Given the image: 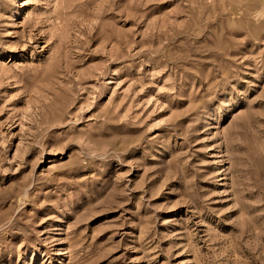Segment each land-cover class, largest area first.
<instances>
[{
    "label": "rangeland",
    "instance_id": "1",
    "mask_svg": "<svg viewBox=\"0 0 264 264\" xmlns=\"http://www.w3.org/2000/svg\"><path fill=\"white\" fill-rule=\"evenodd\" d=\"M0 264H264V0H0Z\"/></svg>",
    "mask_w": 264,
    "mask_h": 264
}]
</instances>
